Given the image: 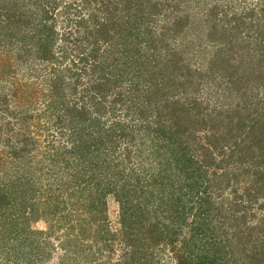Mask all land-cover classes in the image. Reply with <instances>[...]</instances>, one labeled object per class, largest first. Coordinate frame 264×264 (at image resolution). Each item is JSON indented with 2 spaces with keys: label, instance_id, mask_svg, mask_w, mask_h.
Here are the masks:
<instances>
[{
  "label": "trees",
  "instance_id": "obj_1",
  "mask_svg": "<svg viewBox=\"0 0 264 264\" xmlns=\"http://www.w3.org/2000/svg\"><path fill=\"white\" fill-rule=\"evenodd\" d=\"M224 1L226 0H223V5L214 4L206 15L205 22L209 27L206 36L215 48L210 51L211 56L207 65L204 66L208 70L211 69L214 82H216L217 74L221 75L220 79L222 78L223 83L230 86V91H237L235 97L239 98L241 91H244L245 96L240 97V102L242 98L245 102L247 94H250L253 95L252 100L257 99L259 105L264 98V0H254L256 5L250 4L252 5L250 8L237 14L232 13L237 8L226 7ZM136 2L138 3V0H129V4H136ZM239 3L240 7H243V3ZM34 6L40 9L38 25L34 29L22 30L24 24L31 25L33 16L23 11L26 9H20L19 16L8 19L9 22L5 24L8 27L15 26V32L0 33V43L5 42V47L8 45L10 48L21 50V60L26 56L22 53H26L28 57L32 56L38 63L43 64L53 61L55 57L54 49H56L58 33L54 14L57 5H53L50 9L38 0L35 1ZM158 13L152 10L145 12L138 7L133 15L134 19L126 20L121 28H118L117 22L112 21L113 17H109V21L98 28L90 29L87 26L89 36H85V40H90V45H87L90 51L86 55H79V62L75 58L70 60L68 68L64 71V73L66 71L72 73L70 77L74 75L73 77L78 78L76 84L68 83L62 77L63 72L62 74L58 72L57 78L50 86L51 91L47 95L53 101L61 103L59 104V110L62 113L60 119L65 120L64 129L70 133L68 145L60 148L58 156L44 155V159L50 160L51 163L47 165L43 158L33 157L32 149L36 148L37 142L32 139H28L29 144L19 143V141L12 143L11 139L0 136V143L3 139H7L3 142L6 149L0 147V156L1 154L9 155L8 157L12 160V166L9 169L3 168L0 171V181L10 174L13 175L15 164H19L15 167L18 174L13 175L15 178L13 183H9L8 186L0 182V234L10 243H5V247H2L0 255H4L1 256L3 261L6 256V261L21 257L29 264H41L50 256L48 249L42 246L38 237L44 233L34 231L30 225L31 219L41 216L38 213L40 205L36 201L26 200L28 196L36 198L39 190L34 188L37 184L39 188L40 182L33 179V176L20 177V174L33 172V169L35 174L44 171L41 175L56 178L52 182L45 183L46 188H53L48 190L53 193L46 197L47 204L57 203L54 207L48 206L47 211H49L48 214L54 215L53 220H56L58 226L63 225L69 228L66 239H70V235L74 234L67 243L71 248L70 252L67 244L62 246L65 248V255L62 256L65 261L72 258L75 246H79L76 243L81 240L83 234L85 235L86 230H83L85 216L93 218L95 222H103L105 217L100 212L107 209L109 195H112L120 204L123 229L119 243L116 242L117 233L104 235L100 233V236L109 237L110 240L113 235V243L110 245V241L104 249H109L114 254L116 243L118 245L124 243L127 246L134 243L131 254L124 256L125 261H120L118 264H156L148 248L150 245L162 246L167 238L165 234L173 231L174 235L180 233V230L175 227L176 214H194L196 218L195 210L211 205L212 198L208 191L213 184L212 180L206 176L208 167L202 162L199 164L201 160H197L194 156L189 136L186 135L191 128L194 130L196 125L191 124L190 118L181 122L179 114L174 118V114L178 113L176 109L183 110V105L179 100L175 103L170 102L168 91L160 92L174 85L172 87L185 96L188 83L186 84V80L183 82L182 79H177L176 74L183 75L184 71L188 76H194L198 71L202 72L200 69L193 71L185 61V54L197 46L195 23L190 24L187 16L176 18L171 21V25H164L160 29L161 32L150 30L153 37L150 43L143 39L137 44L136 38L148 31L141 27L149 21L153 22ZM126 18L127 16H122L121 19ZM1 34H4L5 38H1ZM100 38L106 42L111 41L112 45L101 54L98 46ZM29 45H32V48ZM113 45L117 49L113 50ZM244 50L250 52L255 61L253 63L259 65V68L251 67L250 72L243 64H236L235 62L238 61L235 58H230L233 53L235 57H243ZM32 51L34 54L31 55ZM161 51L166 52L160 55ZM204 52L205 49L203 50L200 46L194 58L197 54ZM70 56L66 54L64 62L69 61ZM91 60H93L91 68L97 75L94 77L96 81L85 89V96L81 100L72 102L71 97L77 94L78 85L82 84L81 78L86 74V65L91 63ZM27 62L29 59H25V63ZM149 66L152 67L151 70H148ZM6 68L4 67L0 73V92L3 93L0 94V100L5 102L6 110L14 108L17 111L16 120H19L21 105L16 103V99L20 98V92L18 88H14L5 80V75H2L14 73L12 68L6 72ZM76 69H80V72ZM245 75L248 76L245 77ZM247 79H254L248 82L249 85L258 87L255 92L252 89L248 91V85L240 88L239 84ZM87 96L89 98L86 100ZM171 103H174L173 108H170ZM242 106V103L232 101L225 110L215 113V116L219 115L217 117L223 116L217 121L222 123L228 132L223 134V141H229L231 144L230 146L223 144V157L225 158L228 153L225 148L229 147L232 150L228 155L229 158L223 160V163L232 161L236 171L248 162L242 155L244 148L242 147V150L238 148L243 144L245 147L249 146L246 142L256 131L260 130L264 134V104L257 106L258 116L253 119L242 116ZM195 108L198 111L195 113L197 121L208 127L207 119L204 118V113L208 110L203 112L201 104L196 105ZM186 112L192 111L186 109ZM215 128L216 126L213 125V129ZM243 131H245L244 135L246 134L244 138H242ZM213 133L214 137L218 136L219 132ZM254 139L262 140L258 136ZM214 143H216L215 140H210L209 147L212 148L214 145L217 148ZM53 147L54 145L51 146ZM210 159L208 153L205 160ZM249 163L251 164L249 168L255 166L258 168L264 165V160L260 163L259 160L254 162L249 160ZM244 167L248 168L247 165ZM175 171L177 177L172 176ZM258 171L252 173L248 169L246 172L264 176L263 170ZM64 176L68 177L65 181L62 180ZM70 178L76 181L71 182ZM55 186L59 189L58 193L60 192L58 196H56ZM75 193H79L80 196H77L79 200L75 205L78 209L75 212V218L72 219V215L66 213L68 212L67 202H64L63 197L67 194L73 197L76 196ZM256 195L260 196V191ZM164 219L171 221L166 225L165 231L160 227V225L165 226ZM194 226L198 234L195 240L202 239L206 228L200 224H194ZM145 228L148 229L146 238L149 241L142 242L144 241L142 239L141 243H137L140 235L145 233ZM235 233L230 235L231 232L226 231L223 247L215 243L213 259L207 253L209 249L206 253L199 254L200 244L195 243L190 246L195 240L186 238L181 251L174 255L172 261H176L175 264H226L224 261L229 256L233 257L236 252L234 244H239L236 239H239L240 232ZM142 237L144 238V234ZM72 244L75 246L71 247ZM220 249H223V256L217 257L216 254H219ZM260 255H264V250H258L254 256ZM197 256H200V259H196ZM241 257H245L244 261L254 259L245 249ZM220 259L223 261H218ZM15 262L18 264L20 261Z\"/></svg>",
  "mask_w": 264,
  "mask_h": 264
},
{
  "label": "rangeland",
  "instance_id": "obj_2",
  "mask_svg": "<svg viewBox=\"0 0 264 264\" xmlns=\"http://www.w3.org/2000/svg\"><path fill=\"white\" fill-rule=\"evenodd\" d=\"M35 1L37 2L38 0H0V33L15 32V26L8 27L5 24L9 22L8 19L10 20L12 17L19 16L20 9H26L23 11H25L27 15L33 16V22L31 25L28 26L27 24H24L22 30L34 29L40 20L38 15L40 9L35 8ZM39 1L41 4L45 3L50 9L53 5H57L54 14V18L56 19V32L58 33V40L55 45L56 49H54L55 57L53 56V61L40 64L32 56L28 57L26 53H22L23 55H26L24 56L25 59H29V62L25 63V59L21 60L20 57L21 50L19 51L12 47L10 48L8 45L5 47V42L0 43V73L4 67H7L5 70L6 72H9V69L11 68L13 69L14 73H3L2 75H5V80L12 84L14 88L19 89L20 98L16 99V103L21 105L20 119L18 118L19 121L16 120L17 118L15 114L17 111H15L14 108L6 110L5 102L0 100V136L2 135V137L11 139L12 143L19 141V143L23 142L29 144L28 139L37 142L36 148L32 149V155L35 159H44V155L58 156L60 148L68 145V137L70 133L64 129L65 120H62V118L60 119L62 113L59 110V104L61 103L53 101L47 97V95L51 91L50 86L52 82H54V79L57 78L58 72L61 74L63 72L62 77L65 81L76 84L78 78L76 76L73 77L74 75L70 77L72 73L70 74L69 71L64 73V71L68 68L70 60L75 58L79 62V55H86L90 51V49L87 48V45H90V40H85V36H89L87 26H89L90 29L98 28L101 24L107 23L109 17H113L112 21L117 22L118 28H121L126 20L134 19L133 15L138 7H140V9L142 8L145 12L150 10L158 11L159 13L156 15L153 22L149 21L148 24L141 27V29H148V31L144 32L145 34H141L139 36L140 39L136 38L137 44L143 39L150 43L153 38L150 30L161 32L160 29H162L164 25L170 24L172 20L174 21L176 18L187 16L190 24L195 23L194 25L197 33L195 43L197 46L185 54V61L190 65L193 71L200 69L202 72L198 71L194 76H188L184 71L183 75L176 74L177 79H182L183 82L186 80V84L188 83V89L185 96H182L181 93L177 92L174 87H172L174 85H171V87H167L160 92L166 93L168 91L170 93L168 98L170 102L175 103L176 100H179L180 104L183 105V110L179 111L176 109L178 113L174 114V118L179 114V117L181 116V122L190 118L191 124L196 125V128L194 130L191 128L186 135L189 136L190 146L195 153L194 156L197 160H201L199 164L202 162L204 166L208 167L206 176L212 180L211 183L213 184V187L209 189L208 194L211 196L212 202L208 207L203 206L202 208H198L199 210H195L196 218H194V214L177 213L175 227L180 230V233L174 235L173 231L170 234H165L167 238L163 245H150L148 248L150 249L149 253L153 256V260L157 262L156 264H175L176 261H172L174 255L181 251V248L185 243L184 239H196L198 234L195 230L197 228H195L194 224H200L206 228V233L202 239L195 240L194 242H191L190 245H195V243L200 244L198 248L199 254H204L209 249L207 253L213 259V253L216 250L214 249L215 243L223 247V238L226 231H230V235H233L235 232V234L240 232L239 239H236L239 244H234L236 246V252L233 257L229 256L224 263L264 264V255L257 257L254 256L258 250H264V176H256L255 174H250L251 172H246L250 169L252 173H256L258 170V172H262L263 170L264 173V165L258 168L257 166L249 168L251 166L249 160L253 162L254 160H259V163L264 160V134H262L260 130L256 131V133L251 136L253 139L251 140V138H249L246 142L249 146L245 147V144H243L238 148H241V150L242 147L244 148L242 155L243 158L245 157L248 160V162L245 163L239 171H236L237 169H235L236 167L232 161L231 163H223V160L225 161L229 158L228 155H230L232 150L229 147L225 148L228 153L224 158L222 146L223 144L227 146H230L231 144L229 141H223V134L225 135L228 132L226 131V127L217 121V119L223 118V116H215L216 111H221L222 109L225 110V107L232 103V101H236L243 105L242 116L248 119H253L258 116L257 106L264 104V98L258 105L257 99L252 100L253 95L247 94L245 102L243 101V98L240 102L239 99L241 96H245V92L241 91V96L239 98L235 97L237 91H230V86L223 83L222 78L220 79L221 75L219 76L217 73V76L215 77L216 82H214V78L211 77V69L208 70L206 66H204L207 65V61L211 56L210 51L215 48L212 41L206 36L208 35L207 33L209 30V27L205 22L206 15L214 4L220 3L223 5V0H140V3L138 0V3L136 2V4H129V0ZM238 1L243 3V7H240ZM250 4L256 5V1H224L226 7L235 6L237 8L234 12L232 11L233 14H237L238 12L242 13V10H246L252 6ZM122 16H127V18L123 20L121 19ZM188 27H190V25H188ZM3 35L4 34H1V38H5ZM99 41L98 46L101 49L100 54L103 51L105 52V49L112 47L111 41L106 42L101 38ZM200 46L203 50L205 49V52L197 54L194 58V55L199 50ZM29 47L32 48V45H29ZM84 49H86V51ZM112 49L115 50L117 48L113 45ZM244 51L245 53L243 54V57H235V53H233L230 58H235V60L238 61L235 62L236 64H243L246 66L245 69L250 72L251 67L259 68V65L253 63L255 61L253 60L252 55L249 54L250 52L246 50ZM165 52L166 51H161L159 54L163 55ZM32 54H34V51L31 52V55ZM66 54H70L71 56L69 61L64 62ZM92 61L93 60L86 65V74L81 78L82 84L78 85L77 94L71 97V100H73L72 102H74V100H81L82 97L85 96V89L90 87L93 81H96L94 77H97V75L93 73L91 68L93 65ZM151 69L152 67L149 66L148 70ZM76 70L80 72V69ZM246 76L248 75H245V77ZM248 81L252 82L254 79L242 81L239 84L240 88L248 85V91L252 89V91L255 92L258 87L249 85ZM197 87H199V89H197ZM0 94L3 93L0 92ZM231 97H233V99H231ZM88 98L89 97L87 96L86 100ZM174 103L169 104L170 108H173ZM198 104L203 105V112L208 110L204 113V118L207 119L208 127H205L202 122H198L197 117H195V113L198 112L195 107ZM11 105L16 107L13 103H11ZM186 109H190L192 112L187 113ZM213 125L216 126L215 129H213ZM259 129H261V127ZM214 131L219 132L218 136L213 137ZM244 132L245 131H243L242 138L246 137ZM256 136L261 137L262 140L255 141L254 137ZM5 140L7 139H3L2 141L4 142ZM210 140L216 141L214 144L217 148H215L214 145H212V148L209 147ZM3 142L0 143V147L6 149L3 146ZM50 145H54V147L51 148ZM7 151L10 150L7 149ZM208 153L211 157L209 161L205 160L208 157ZM1 155L0 171L3 168L9 169V167L12 166L11 157H8L9 155L5 154ZM44 162L47 165L51 163L48 159H44ZM18 165L19 164L16 163L14 166V176H17L18 174V171L15 169ZM245 165H247L248 168H245ZM32 171L33 172L22 173L20 174V177L22 178L27 175V177L33 176V179L40 182V187L38 188L37 184L34 188L39 190V194L36 198L28 196L26 200L30 202L36 201V203L40 205L38 213L41 216L38 215L36 217L37 219H31L30 225L34 231H41L44 233V235L41 234L38 237L40 238L42 246L46 247L48 249L47 252L50 253L49 258H46L45 262L41 264H118L120 261H125L124 258L126 257L124 256L129 255L134 243H131L130 246H127L124 243L119 245L117 243L115 245L113 244L115 247L114 254H112L109 249H104L105 245L110 241V245L113 243V235L111 240L109 237L103 238L102 235L117 233L118 240L115 241L118 243L119 238L122 236L123 226L121 223V208L119 202H117L112 195L107 196V209L100 212L103 213L105 217L103 222H95L93 218L85 216V225L83 227V230H86L85 235L83 234L81 240L76 243L79 244L78 247L72 244L71 247L75 246L76 248L75 252L69 261H65L63 259L64 257H62L65 255V248H62V246L63 244H67L74 234L70 235V239H66L69 228L67 226L63 227V225L58 226L56 220H53L54 215L48 214L49 211H47L48 206L54 207L57 203L52 205L47 204L46 197L51 196V193H53L51 190L50 192L48 190L53 188H46L47 186L45 183L52 182L56 178H47L46 176L41 175L44 171H39L36 174L34 173V169ZM174 173H176V171L173 172L172 176L177 177V173ZM13 175L10 174L0 182L9 186V183L14 182L15 178ZM56 176L58 177V175ZM67 178L68 177L64 176L62 177V180L65 181ZM70 181H76V179L70 178ZM54 189L57 190L56 196L60 195V192L58 193V187L55 186ZM258 191L261 193L260 196L256 195ZM75 195L76 196L72 197L71 194H67V196L63 197L64 202H67L66 207L68 212L66 213L70 216L72 215V219L75 218V212L78 209V206L75 204L78 203L77 200L79 199L77 198L80 196L79 193H75ZM170 222L171 221L164 219L163 224L165 226L162 227V225H160L161 229L163 231L167 230L166 225L170 224ZM6 226L7 225H5V227ZM144 231L145 233H142V235L144 234L145 239L140 235L139 240L137 239V243H141L142 239L144 240L142 242L149 241V239L146 238L148 237V229L145 228ZM100 233L102 234L101 236ZM134 233L138 234L137 231H134ZM5 239L0 234V253L3 249L2 247H5V243H8ZM67 249L70 252L71 248L68 244ZM243 249H245L249 255L254 257L252 261L251 259L244 261L245 257H241ZM218 253L219 254H216V256L222 257L223 249H220ZM1 256L2 255H0V264H17L15 261H20L18 264H29L28 261L21 257L6 261V256L5 261H3ZM197 257L195 258L200 259V256ZM218 261L221 262L223 260L220 259Z\"/></svg>",
  "mask_w": 264,
  "mask_h": 264
}]
</instances>
